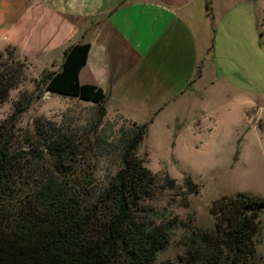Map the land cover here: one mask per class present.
Listing matches in <instances>:
<instances>
[{
    "label": "rangeland",
    "instance_id": "rangeland-1",
    "mask_svg": "<svg viewBox=\"0 0 264 264\" xmlns=\"http://www.w3.org/2000/svg\"><path fill=\"white\" fill-rule=\"evenodd\" d=\"M24 3L0 0V63L6 61L4 51L11 47L15 59L25 66L23 82L0 105V122L13 114L20 96H31L16 129L20 134L31 133L33 122L41 119L72 136L84 151L76 163L77 174L91 172L99 187L118 169L114 143L134 123L147 125L137 156L159 179L158 188L144 202L156 212V224L176 217L192 229H210L214 225L210 210L216 200L238 195L264 198V3L193 0L192 24L205 39L190 82L173 97L170 87H160L157 93L150 89L115 93L114 99L123 105L135 95L146 96V101L139 102L138 108H126L122 115L106 109L100 124L95 106L40 93L35 82L43 73L58 71L63 53L59 43L37 42L38 29L33 26L40 13ZM13 4L17 6L14 10ZM21 15L27 24L18 26ZM31 29L32 38L22 33ZM165 177L175 181L172 190L164 187ZM185 177L198 186L197 195L185 194ZM259 227L256 251L264 264V214ZM190 231H173L157 264L177 261L186 250L182 241Z\"/></svg>",
    "mask_w": 264,
    "mask_h": 264
},
{
    "label": "trees",
    "instance_id": "trees-1",
    "mask_svg": "<svg viewBox=\"0 0 264 264\" xmlns=\"http://www.w3.org/2000/svg\"><path fill=\"white\" fill-rule=\"evenodd\" d=\"M89 51V44L68 47L58 71L43 73L35 84L40 93L95 106L100 124L106 96L78 80ZM4 52L0 105L23 82L25 68L13 48ZM31 102V96H20L13 114L0 122V264H157L178 228L191 230L182 241L186 250L177 261L162 264H261L256 236L264 198L216 200L210 229H192L176 217L156 224V212L144 202L159 179L137 156L147 125L134 123L114 143L118 169L99 187L91 172L77 174L76 163L84 151L72 136L41 119L33 122L31 133H19L17 119ZM175 186L165 177L167 190ZM183 189L186 195L199 193L189 177Z\"/></svg>",
    "mask_w": 264,
    "mask_h": 264
},
{
    "label": "crops",
    "instance_id": "crops-1",
    "mask_svg": "<svg viewBox=\"0 0 264 264\" xmlns=\"http://www.w3.org/2000/svg\"><path fill=\"white\" fill-rule=\"evenodd\" d=\"M192 2L25 0L23 5L40 13L33 26L38 29L37 42L59 43L61 53L75 44L90 45L79 83L100 88L106 96V109L122 115L126 108H138L146 96L140 99L135 95L123 105L114 99L115 93L129 95L147 89L157 93L160 87H170L173 97L190 82L196 61L203 55L205 39L192 24ZM13 7L17 8L15 4ZM24 20L22 15L17 17V25ZM22 33L33 37L32 29Z\"/></svg>",
    "mask_w": 264,
    "mask_h": 264
},
{
    "label": "built area",
    "instance_id": "built-area-1",
    "mask_svg": "<svg viewBox=\"0 0 264 264\" xmlns=\"http://www.w3.org/2000/svg\"><path fill=\"white\" fill-rule=\"evenodd\" d=\"M262 9H263V11H264V4H263V6H262Z\"/></svg>",
    "mask_w": 264,
    "mask_h": 264
}]
</instances>
